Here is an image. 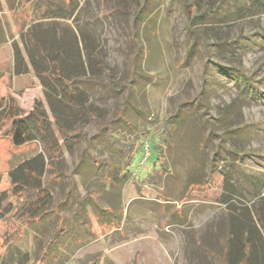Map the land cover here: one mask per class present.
Listing matches in <instances>:
<instances>
[{
	"label": "rangeland",
	"instance_id": "1",
	"mask_svg": "<svg viewBox=\"0 0 264 264\" xmlns=\"http://www.w3.org/2000/svg\"><path fill=\"white\" fill-rule=\"evenodd\" d=\"M75 1L67 24L94 66L85 88L92 109L82 127L85 136L69 145L60 139L61 153L54 155L41 143L14 147L0 135L2 189L10 188V169L37 153L50 179L45 213L27 227L20 248L34 263L62 223L67 235L55 252L69 258L66 264H225L226 220L244 210L253 214L260 205L241 180H264V95L253 91L264 94V14L238 15L250 0ZM195 4L202 19L189 30ZM31 6L3 0L7 36L38 18ZM10 52L8 45L0 47V103L13 100L25 114L43 97L30 76L11 75ZM154 116H174V141L160 155L169 172L155 185L140 182L152 167L150 152L133 179H103L90 156L116 162L120 155L104 133L96 135L98 126L117 121L114 132L131 139V129ZM142 158L140 151L133 171ZM225 181L236 190L233 195ZM223 193L233 196V207L219 202ZM87 194L92 198L75 220L77 202ZM5 229L0 222V254Z\"/></svg>",
	"mask_w": 264,
	"mask_h": 264
},
{
	"label": "trees",
	"instance_id": "2",
	"mask_svg": "<svg viewBox=\"0 0 264 264\" xmlns=\"http://www.w3.org/2000/svg\"><path fill=\"white\" fill-rule=\"evenodd\" d=\"M27 1H35L33 13H38L39 16L20 32L18 41L13 42V68L17 75L33 74L42 87L43 100H35L31 110L25 114L14 105L13 100L6 106H1L0 103V133H4L0 135L8 137L14 147L38 142L55 155L61 153L60 139L63 144L69 145L75 137L85 134L82 127L87 121V116L92 117L90 97L85 88L94 75V66L90 57H85L74 30L67 23L57 21L68 20L72 16L77 9L75 0ZM223 1L225 0H219L220 3ZM66 6L70 7L68 12ZM189 13L191 17L188 29L191 30L195 23L202 19L200 15L203 12L195 4L193 11ZM237 14L243 17L264 14V0H250L248 4L237 9ZM241 81L244 85L250 84V80L244 76ZM253 91L259 97L264 95L256 88H253ZM5 120L9 122L3 126L2 122ZM78 122L80 125L75 126ZM115 122L117 121L110 120L99 125L96 135L105 134L107 143L119 153L120 160L111 162L106 158L91 155L97 173L102 174L103 179L112 184L118 180L133 179L139 173L131 169L135 157L138 152L143 153L144 145L147 144L149 155L152 152L153 156L150 163L152 167L140 176V182L143 185L159 183L162 176L169 172L161 160V154L162 147L169 146L174 141V116L166 119L158 116L150 118L149 122L138 129H131V139L122 138L114 132ZM46 166L43 155L37 153L21 160L10 169L7 180L10 188H1L0 176V222L6 227L1 238V246L5 251L0 254V264H31L34 261L20 248V243L27 239V227L45 213L50 180L44 177ZM241 185L252 201H258L260 205L253 214L250 210L230 214L231 226L228 230L224 261L225 264H264V253L260 252V248L264 246L261 235V227L264 228V180L246 177L241 180ZM224 189L232 195L236 192L233 185L226 181ZM91 198L90 194H87L77 202L73 213L75 220L83 215L84 203ZM218 200L233 207L230 203L234 198L228 193H223ZM240 214L246 219L241 223L238 219ZM7 227L11 229L7 230ZM66 235L67 230L62 223L59 224L32 264H66L69 258L56 257L55 252L57 242Z\"/></svg>",
	"mask_w": 264,
	"mask_h": 264
},
{
	"label": "crops",
	"instance_id": "3",
	"mask_svg": "<svg viewBox=\"0 0 264 264\" xmlns=\"http://www.w3.org/2000/svg\"><path fill=\"white\" fill-rule=\"evenodd\" d=\"M24 2H26L27 3V0H23ZM28 2H30V4L32 5L31 7H32V12H33V9H34V4H35V1H28ZM3 0H0V47H4V45H8L9 47H10V57H9V63H10V67H11V75H13L14 77H23V76H30V78L31 79H34L35 80V84H34V86L36 85V86H38L39 88H40V91L42 90V87L40 86V84H39V82L37 81V79L33 76V74L32 73H28V74H24V75H17V74H15L14 73V56H13V47H12V44H13V42H17L18 41V38H19V34L20 33H18L17 35H13V36H7L8 34H7V32H6V28H5V22H4V20H3ZM39 20V19H38ZM45 21H50V20H45ZM57 21H59V22H64V23H68V21H67V19H57ZM34 22H35V20H34ZM30 24H32V22H29V24L26 26V28L30 25ZM25 28V29H26ZM25 29H23V30H25ZM4 32V33H3ZM75 32V31H74ZM76 33V32H75ZM12 43V44H11ZM29 88L30 87H33V85H31V86H28ZM42 94V93H41ZM31 110V109H30ZM30 110H28L27 112H29ZM26 112V113H27ZM237 216H239V215H237ZM230 218V217H229ZM240 221V223L241 222H243L244 220H246L245 218H244V216H241V214H240V217L238 218ZM226 224H225V239H224V253H225V246H226V241H227V236H228V230L230 229V226H231V222L229 221V220H226V222H225ZM242 230H244L243 228H242ZM245 231V230H244ZM245 235V234H244ZM245 236H242V238H244ZM224 263H225V261H224Z\"/></svg>",
	"mask_w": 264,
	"mask_h": 264
},
{
	"label": "built area",
	"instance_id": "4",
	"mask_svg": "<svg viewBox=\"0 0 264 264\" xmlns=\"http://www.w3.org/2000/svg\"><path fill=\"white\" fill-rule=\"evenodd\" d=\"M143 150H144L143 151V158L138 164V168L135 171L136 173L139 172V168H141L143 166L145 160L147 159V157L149 155V149H148V145L147 144L144 145V149Z\"/></svg>",
	"mask_w": 264,
	"mask_h": 264
}]
</instances>
